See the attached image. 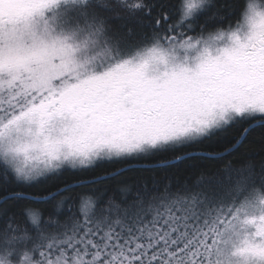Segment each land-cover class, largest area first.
Returning <instances> with one entry per match:
<instances>
[{
	"label": "snow or ice",
	"instance_id": "snow-or-ice-1",
	"mask_svg": "<svg viewBox=\"0 0 264 264\" xmlns=\"http://www.w3.org/2000/svg\"><path fill=\"white\" fill-rule=\"evenodd\" d=\"M0 264H264V0H0Z\"/></svg>",
	"mask_w": 264,
	"mask_h": 264
},
{
	"label": "trees",
	"instance_id": "trees-1",
	"mask_svg": "<svg viewBox=\"0 0 264 264\" xmlns=\"http://www.w3.org/2000/svg\"><path fill=\"white\" fill-rule=\"evenodd\" d=\"M129 176H135V173H128Z\"/></svg>",
	"mask_w": 264,
	"mask_h": 264
}]
</instances>
